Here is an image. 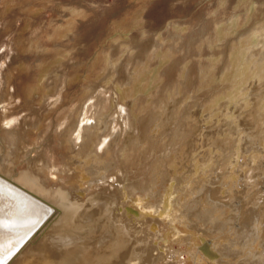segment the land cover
I'll list each match as a JSON object with an SVG mask.
<instances>
[{
	"label": "rangeland",
	"instance_id": "1",
	"mask_svg": "<svg viewBox=\"0 0 264 264\" xmlns=\"http://www.w3.org/2000/svg\"><path fill=\"white\" fill-rule=\"evenodd\" d=\"M0 12V163L23 173L30 169L29 161L44 156L63 172L75 154L62 144L60 130L79 120L86 107L89 118L112 116V134L134 122L144 144L128 152L130 161L120 167L121 173L112 171L104 183L97 181L84 194L71 193L79 202L93 195L108 199L114 215L126 202L123 179L135 185L150 182L157 157L174 144V128L185 125L187 140L164 179H177L183 187L185 170L192 165L190 143H197L207 124L228 113L236 117L235 105L251 93L261 67L253 99L264 98V58L250 65L242 57L247 48L248 53L257 51L247 46L250 38L245 36L263 21L264 0H0ZM136 54L144 59L136 60ZM110 64L114 78L108 74ZM134 69V82L117 93ZM127 102L131 106L125 111ZM166 102L171 103L169 116L158 121ZM162 123L166 131L157 130ZM121 143L122 138L111 153L124 149ZM43 173L35 172L48 189L71 190L74 178L69 173L60 178ZM152 189L132 202L160 206L171 193L169 184L160 180ZM87 203L91 206V200ZM124 209L136 211L133 206ZM138 213L141 218L125 216L133 217L130 224L135 228L138 221L144 224L141 239L148 236L151 242V236L165 232L147 221L145 212ZM154 239L151 245L166 248L175 264H190L189 247L173 246L167 237Z\"/></svg>",
	"mask_w": 264,
	"mask_h": 264
},
{
	"label": "bare ground",
	"instance_id": "2",
	"mask_svg": "<svg viewBox=\"0 0 264 264\" xmlns=\"http://www.w3.org/2000/svg\"><path fill=\"white\" fill-rule=\"evenodd\" d=\"M231 24L236 26V22ZM245 37L250 38L246 41L247 46L257 51L248 53L250 49L247 48L246 53H242L243 62L256 64L257 60L264 58V19ZM242 38L236 42L240 44ZM136 56L138 61L144 59H141L142 55ZM247 56L250 59H246ZM242 68L241 71L245 69ZM110 69L108 74L113 73L110 76L114 78L113 64ZM260 69L255 77L257 86L244 101L235 105L236 117L226 112L228 114L216 124L202 127L198 137L201 145L197 144L198 141L190 143L194 152L192 165L185 170L188 176L183 181L186 185L179 186L177 179H164L169 173L166 168H171L172 161L187 140L183 125L173 129L174 144L170 149L166 148L152 165L154 175L150 182L135 185L127 182L128 177L123 179L126 202L122 201L125 203L119 205L121 212L116 215L111 213L113 205L110 201L100 195L79 202L80 198H72L71 193L84 194L83 190L97 181L104 183L109 173L116 169L119 172L120 167L130 161L128 152L133 153L132 149L138 150L144 144L141 129L134 122L127 124L120 134H112L113 129L109 128L112 127V116L102 114L89 118L86 116L89 107H86L83 118L60 130L62 144L75 154L63 165V172L44 156L29 161L30 169L23 173H15L1 161L0 246L7 257L5 264H175L166 248L151 245L154 238L163 240L166 237L173 246L190 248L186 255L190 264H264V98L256 99V96L253 99L261 82L263 70ZM137 72L135 69L130 75L127 72V82L118 88L117 93H124L123 89L134 82ZM130 106L131 103L127 102L124 110ZM169 106L171 103L167 102L163 105L158 121L164 117L167 120ZM162 129L166 131L163 123L157 127L159 131ZM120 138L123 148L128 150L111 153ZM35 172L55 173L58 178L67 172L74 178L70 181L71 190L48 189ZM159 180L161 185L171 187V193L160 206L132 202L151 194L152 187ZM88 200H91V206ZM96 203L99 206L92 207ZM125 206H133L137 212L124 209ZM138 210L148 215L147 221L151 224L163 226L165 232L156 231L151 242H148V236L141 239L138 233L144 231V224L138 221L135 228L130 224L133 217L127 219L125 216L131 213L141 218Z\"/></svg>",
	"mask_w": 264,
	"mask_h": 264
},
{
	"label": "snow or ice",
	"instance_id": "3",
	"mask_svg": "<svg viewBox=\"0 0 264 264\" xmlns=\"http://www.w3.org/2000/svg\"><path fill=\"white\" fill-rule=\"evenodd\" d=\"M8 255H11V253H8ZM6 256L3 254L2 246H0V264H5Z\"/></svg>",
	"mask_w": 264,
	"mask_h": 264
}]
</instances>
